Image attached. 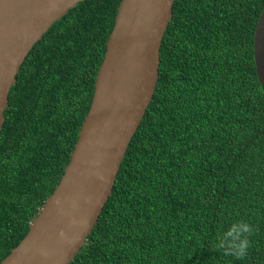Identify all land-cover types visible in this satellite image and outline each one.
Segmentation results:
<instances>
[{
    "label": "trees",
    "instance_id": "1",
    "mask_svg": "<svg viewBox=\"0 0 264 264\" xmlns=\"http://www.w3.org/2000/svg\"><path fill=\"white\" fill-rule=\"evenodd\" d=\"M122 0H84L28 54L0 131V262L58 186ZM264 0H175L153 100L112 195L69 264H264ZM237 221L243 257L218 247Z\"/></svg>",
    "mask_w": 264,
    "mask_h": 264
},
{
    "label": "water",
    "instance_id": "2",
    "mask_svg": "<svg viewBox=\"0 0 264 264\" xmlns=\"http://www.w3.org/2000/svg\"><path fill=\"white\" fill-rule=\"evenodd\" d=\"M82 1L0 0V131L10 90L28 54ZM174 3L121 1L70 162L26 237L0 264H69L86 244L156 92ZM254 59L264 93V9L255 28Z\"/></svg>",
    "mask_w": 264,
    "mask_h": 264
},
{
    "label": "clouds",
    "instance_id": "3",
    "mask_svg": "<svg viewBox=\"0 0 264 264\" xmlns=\"http://www.w3.org/2000/svg\"><path fill=\"white\" fill-rule=\"evenodd\" d=\"M253 231L252 226L244 221H237L228 230L218 234L217 244L226 253L243 257L249 246L248 236Z\"/></svg>",
    "mask_w": 264,
    "mask_h": 264
}]
</instances>
